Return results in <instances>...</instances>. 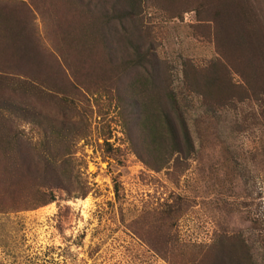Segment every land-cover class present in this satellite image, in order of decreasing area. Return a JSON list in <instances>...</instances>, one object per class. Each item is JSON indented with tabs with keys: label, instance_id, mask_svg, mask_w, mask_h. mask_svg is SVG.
Instances as JSON below:
<instances>
[{
	"label": "rangeland",
	"instance_id": "rangeland-1",
	"mask_svg": "<svg viewBox=\"0 0 264 264\" xmlns=\"http://www.w3.org/2000/svg\"><path fill=\"white\" fill-rule=\"evenodd\" d=\"M218 1L0 0V101H23L7 87L27 81L36 88L27 101L35 112L64 119L80 133L70 145L72 191L46 189L55 201L44 207L31 209L45 189L0 163V264H187L221 237L241 240L242 252L247 241L255 263L264 264L262 120L246 103L205 117L183 83L186 67L205 75L222 59L227 36L237 44V22L211 19L208 6ZM243 4V21L260 39L253 58L264 66V0ZM16 24L42 60L36 80L26 79L35 72L26 64L34 63L15 59L7 35ZM128 41L158 56L194 138V152L167 153L163 168L165 154L139 138L138 102L122 103L134 97L129 87L139 75L131 62L123 65ZM224 64L230 80L245 87L231 63ZM41 95L46 99L39 102ZM15 130L38 147L35 126Z\"/></svg>",
	"mask_w": 264,
	"mask_h": 264
},
{
	"label": "trees",
	"instance_id": "trees-1",
	"mask_svg": "<svg viewBox=\"0 0 264 264\" xmlns=\"http://www.w3.org/2000/svg\"><path fill=\"white\" fill-rule=\"evenodd\" d=\"M243 1L219 0L217 4L210 3L213 4L208 6L211 19L217 21L220 18L222 21L232 20L238 23L240 32L237 44H231V38L227 36L229 43L228 40H224L223 45L226 48L224 51L227 50L226 53L219 50L222 52V59L210 66L205 75H200L197 71H193V68L186 67L183 83L189 94H197L205 117L214 119L217 113L225 112L227 107L246 103V107L257 110L264 125V66L258 65V58H253V55L257 53L255 51L260 39L257 34L249 31L251 24L248 23L247 18L246 22L243 21L247 17ZM202 8L205 9V6ZM213 9L215 10L212 11ZM131 12L133 15V10ZM3 14L5 11L0 9V16ZM128 15L130 13L124 16L128 17ZM121 23L123 26L124 18L121 19ZM15 28H11L7 35L15 49V59L24 63L33 62L35 66L26 64L28 68L35 69V72L26 79L36 80L40 71H43L39 70L42 67V60L39 56L36 59L33 57L34 50L26 42L28 36L25 29L18 27L17 24ZM128 43L129 48L126 50L123 65L131 62L129 68L134 66L139 75L129 87V89L132 87L134 97H129V102L122 99V103L125 108H128L135 101L138 102L141 111L139 138L145 139L148 144L165 154L160 158L159 168H163L168 162L167 153L169 158H172L175 154L187 156L194 152V138L184 116L180 94L166 79L164 67L162 68L158 56L151 55L148 50L144 53L138 42L133 44L132 41H128ZM227 61L243 79L245 87L240 88L230 80L229 71L224 67V62L227 63ZM34 88V84L27 81L18 87L8 86L9 92L23 101L18 102L12 99L0 101V163L4 170L12 166L13 170L27 174L33 181L32 187H37L41 191L45 189L38 196L40 201L31 206L33 210L55 201V195L45 193L46 189L50 191L63 188L71 193V186L77 175L73 166L74 160L71 159L70 145L80 136V133H77V130L64 119L35 112L36 110L27 102L35 96ZM45 99L46 95H41L38 101ZM131 118L129 114H126L125 120L130 121V124L133 121ZM23 124L35 126L41 133L38 147L31 144L32 138H26L25 132L15 130ZM9 156L15 157V160L9 161ZM142 160L144 164L149 165L144 158ZM76 183L79 184L77 179ZM86 189V187L82 189L83 197H86ZM115 191L118 195L117 185ZM179 202L181 206V199ZM176 205V201L168 205L166 214L169 216L175 214ZM241 244L244 243L236 237H221L218 242L206 247L205 251L189 259L187 264H256L247 241L246 246L243 245V252L240 251Z\"/></svg>",
	"mask_w": 264,
	"mask_h": 264
}]
</instances>
